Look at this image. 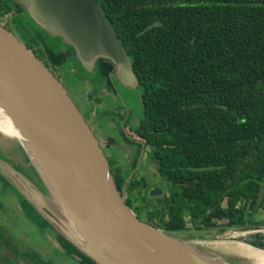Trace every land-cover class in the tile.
Masks as SVG:
<instances>
[{"label":"trees","instance_id":"trees-1","mask_svg":"<svg viewBox=\"0 0 264 264\" xmlns=\"http://www.w3.org/2000/svg\"><path fill=\"white\" fill-rule=\"evenodd\" d=\"M96 1L140 87L141 116L130 135L141 144L127 166L110 159L116 187L122 191L142 146L162 178V193L152 197L134 174L125 187L126 203L169 234L261 224L256 216L264 212V0ZM16 6L0 0V22L49 61L33 31L39 28ZM67 73L64 86L79 104L77 83ZM9 209L0 194V211ZM8 232L0 220V264H23L25 253ZM26 256L45 264L33 250Z\"/></svg>","mask_w":264,"mask_h":264},{"label":"water","instance_id":"water-1","mask_svg":"<svg viewBox=\"0 0 264 264\" xmlns=\"http://www.w3.org/2000/svg\"><path fill=\"white\" fill-rule=\"evenodd\" d=\"M12 2L39 28L33 31L49 61L69 63L73 79L86 83L90 93L114 94L115 82L123 89L139 86L96 0ZM53 71L0 22V121L8 115L22 135L14 136L30 171L9 156L0 132V182L30 209L37 227L53 230L52 243L61 252L80 264H264L262 248L252 246L263 259L231 263L198 248V234L181 238L140 219L126 203L125 187L135 170L119 191L96 126ZM161 193L158 187L149 191ZM248 225L259 224L239 226Z\"/></svg>","mask_w":264,"mask_h":264},{"label":"rangeland","instance_id":"rangeland-1","mask_svg":"<svg viewBox=\"0 0 264 264\" xmlns=\"http://www.w3.org/2000/svg\"><path fill=\"white\" fill-rule=\"evenodd\" d=\"M14 11L16 12L15 9ZM59 66L53 64V68L58 69ZM58 74L61 76L62 71L60 72L58 71ZM70 77L71 76L69 75V78ZM78 88L80 89V91L83 90V87H81L80 85H78ZM123 90L127 94L126 95L127 105H128L127 109L130 110L131 112L130 116L136 119L133 123L136 124L137 120H139L141 116V111H142L141 99H140V87L136 86L134 88H124ZM68 93L71 96V98H73L76 101V99L73 96V93L72 92H68ZM83 98L89 100L91 98L89 92L88 94L85 93ZM118 109L120 110L121 108L119 107ZM94 110L95 108L89 110L86 113L87 116L89 117V120L91 121V124L95 125L92 118V115H95ZM107 131H109L108 134L111 133L108 136H111V138L118 144L120 142L119 140L122 139V137L117 133V126L115 125L107 126ZM127 132H129L130 134H134V130L130 131L129 128H127ZM98 133L99 135H101L100 132ZM0 139L3 140L1 136ZM4 140H6L8 145L7 147L10 153L9 156H11V158L13 156L14 159L13 158L12 159L16 160L18 165L24 168V170L27 173H30L28 165L25 162V158L21 150H19L18 148V142L16 141L15 136L6 135V139ZM102 143H105V141H102ZM1 146L2 144H0V151L2 148ZM109 146L108 148H110ZM112 146L111 149L107 148L108 150L107 153L115 154L121 166H125L126 158H128L125 156L124 154L125 152L115 147L114 144H112ZM144 150L146 151V148H144ZM4 151L5 150H2V152ZM128 159H131V156ZM150 159H151L150 156L145 154H142L141 157L138 158L137 165L135 168V170L137 169L135 175L137 177L142 176L148 188H151L154 185L156 186L161 185L162 187V180H161L162 178L160 179L161 176L155 169ZM0 194L3 196L4 200L8 203L10 207L9 210H6L7 213H4V211L3 212L0 211V216H1L0 220L3 222V224L9 231L8 234L14 235L13 240L16 242L18 246L17 248H20L24 252L29 248L35 249V251H37L39 256L41 257L40 260H43V262L47 264H61V262L63 261L62 257L67 255L62 254L63 252H61L60 249L52 243L54 240L53 230L50 227L48 228L47 226H44V229H40L39 227H37L35 225V223L37 222L36 217L30 218V209L27 208L24 205V203H20L19 199L13 192H11L10 188L6 189L1 182H0ZM127 195L128 193L126 192V196ZM18 205L21 206V209H19ZM10 217L12 218V220ZM17 217H22L24 219V221L27 223L26 224L22 220V223L26 225L25 227L23 226V224L19 223V221L16 219ZM256 218L262 221V223L257 226L248 225V226L240 227L239 225H234L233 227L230 226L231 228L218 226L219 228L216 227L214 229L207 230L206 232L194 233V234H198L199 236L196 238H203L200 239V242L198 241V243L195 245H197V247L203 250L205 253L208 254L212 253L214 255H219L220 257H223L226 261H229L231 263L238 261H242L246 263L254 262L255 257L253 253L256 250L252 246L264 249V212L257 215ZM188 234H190V232L175 234V236L181 238H191L192 236ZM45 239L47 240V242L49 240H51L52 242L50 241L51 245L49 246L47 245L46 247L44 246L43 248L39 245L40 244L44 245L43 243L44 241H46ZM51 246L53 249H51ZM20 258H21L20 261L23 262V264L24 263L33 264L32 262H30V260L26 259L27 258L26 256H21ZM24 258L25 260H23ZM67 259L70 260L69 258Z\"/></svg>","mask_w":264,"mask_h":264},{"label":"flooded vegetation","instance_id":"flooded-vegetation-1","mask_svg":"<svg viewBox=\"0 0 264 264\" xmlns=\"http://www.w3.org/2000/svg\"><path fill=\"white\" fill-rule=\"evenodd\" d=\"M14 10V9H13ZM6 18V17H5ZM47 60V59H46ZM45 60H43V62H44ZM47 66H48V68L52 71V72H54L53 71V65L51 64V62H49L48 60L47 61H45L44 62ZM63 65H68L67 63H65V64H62L61 66H59L58 67V69L57 68H55L56 69V71L58 72H60V69L59 68H65L66 66H63ZM67 71L69 72L70 71V65H69V68L67 67V69H66V71L65 70H62V74H61V77L59 78L60 79V81H62V83H63V85H65L66 83H64V81L66 82V80H67V75H68V73H67ZM69 81H70V79H69ZM71 81H72V78H71ZM116 83V87H117V92L116 93H114V94H110V96H102V99H101V102L100 103H98L97 105H95V110H94V114H95V116H96V118H97V120L99 121L98 123H97V127H96V131L97 132H100L101 133V135L102 136H104V137H102L101 135V143H102V141H105V143H102V145H103V151H104V153H105V156H106V158H107V160H108V162L110 161V159L112 158V157H115L116 158V156H115V154H112V153H107V148H108V146L110 147V148H108V149H111V146H112V144H114V146L115 147H117L118 149H121L123 152H125L124 154H125V156L126 157H128V158H130V156H131V159H128V158H126V164H125V166H127V165H129L130 163H132V161H133V156H134V154H135V152H136V150H137V145L138 144H141V141L140 140H138L137 138H135L134 136H132V135H130V133L129 132H127V128H129V129H134L135 127H137L138 126V123H139V120H137V122H136V124H133L134 123V121L136 120L135 118H133V117H131L130 115H131V112H130V110H128L127 109V97H126V92L123 90V88L117 83V82H115ZM81 87H83V88H85V85L84 84H81V83H78ZM67 90H68V92H70L69 91V89L67 88ZM74 100V99H73ZM74 102L76 103V105H77V107H78V109L81 111V113H83L84 112V110H82V105H81V103H77L75 100H74ZM109 105H111V106H114V108H108L107 106H109ZM116 107H120L121 109L120 110H117L116 109ZM105 109H107V110H111V112H107L106 113V111H105ZM140 119V118H139ZM110 125H115V126H117V133L122 137V139H120L119 141V143L117 144L116 142H112V143H108V141H110L109 139H107V137H111V136H108V135H110V134H108V132L109 131H107V126H110ZM112 134H113V132H112ZM128 138V139H127ZM112 140V139H111ZM143 145V144H142ZM112 148H113V146H112ZM126 148H128L129 150H131L130 152H128V151H126L125 149ZM142 154H145V155H147V152L144 150V146H142V148H141V150H140V153H139V156H138V158H140L141 157V155ZM116 160H117V158H116ZM118 161V160H117ZM138 161V160H137ZM150 161L152 162V164H153V161L150 159ZM119 162V161H118ZM120 163V162H119ZM136 165H137V162H136ZM110 166V165H109ZM135 168H136V166L134 167V169L133 170H135ZM156 169V168H155ZM110 170H111V167H110ZM132 170V171H133ZM137 170V169H136ZM136 170H135V172H136ZM131 171V172H132ZM140 171V170H139ZM112 172V171H111ZM135 172H134V174H135ZM139 178H142V176L141 177H139ZM161 179V178H160ZM162 180V179H161ZM155 187H158V188H160L161 189V191H163V185H162V187H161V185H159V186H156V185H154V186H152L151 188H148V192L151 190V189H153V188H155ZM145 190H143L142 192H144ZM128 196V195H127ZM159 196V195H158ZM153 197V196H152ZM155 197V196H154ZM127 198V197H126ZM137 203L136 202H134L133 203V205H136ZM262 213V212H261ZM14 216V215H13ZM18 221H19V223L20 224H23L22 223V220L24 221V219L22 218V217H17L16 218ZM25 222V221H24ZM26 223V222H25ZM27 224V223H26ZM23 226L25 227L26 225H24L23 224ZM215 228V227H214ZM214 228H208V230H210V229H214ZM194 230V231H193ZM44 231V230H43ZM188 231H190V232H192V233H198V232H196L195 231V227H192V228H190ZM188 231H184V232H188ZM206 231H207V229H206ZM206 231H204V232H206ZM184 232H178V233H176V234H180V233H184ZM43 233V232H42ZM175 233V232H174ZM188 235H191V234H188ZM46 240V239H45ZM51 240H49L48 242H47V240L46 241H44V245H39V246H41V247H43L44 248V246L46 247L47 245L49 246V245H51V242H50ZM32 248H34V247H32ZM51 249H53L52 248V246H51ZM28 250H33L36 254H37V256H38V258H39V260H40V256H39V254H38V252L37 251H35V249H27L26 251H28ZM26 251L24 252L25 254V256H26ZM55 252V251H54ZM56 253V252H55ZM62 254H64V253H62ZM65 255V254H64ZM27 257V256H26ZM67 256H63L62 258H63V261L61 262V264H80L79 262H77L76 260H74V259H72V258H70V257H67V258H69L70 260H68L67 258H66ZM26 259H28V260H30V262H32L33 264H39V262H37V261H35V260H33V259H31L30 257H27ZM40 261H42L43 262V260H40ZM43 263H45V262H43ZM45 264H47V263H45Z\"/></svg>","mask_w":264,"mask_h":264},{"label":"crops","instance_id":"crops-1","mask_svg":"<svg viewBox=\"0 0 264 264\" xmlns=\"http://www.w3.org/2000/svg\"><path fill=\"white\" fill-rule=\"evenodd\" d=\"M50 62V61H49ZM52 64V63H51ZM65 64V63H64ZM69 64V63H68ZM59 66V65H58ZM70 72H71V67H70ZM71 77H72V75H71ZM72 82L73 83H77L76 84V88L78 89H76L77 90V92H76V98L78 99V101H79V103H81V107L84 109V112H85V114L87 115V113L86 112H88L89 110H92L93 108H95V105H97L98 103H100L101 102V99H102V96H105V95H107V96H110V94H93V93H90L89 92V90H88V88H87V84L86 83H84V82H79V81H77L76 79H73V77H72ZM78 83H81V84H84L85 85V89L83 88V91H80V89L78 88ZM89 92V94H90V96H91V98L88 100V99H86V98H83V96L85 95V93H87L88 94V92ZM114 93H116V92H114ZM108 108H114V106H111V105H109V106H107ZM119 107H116V109L117 110H119L118 109ZM107 109H105V111H106ZM88 117V116H87ZM92 118H93V122L95 123V125H96V127H97V123L99 122L98 120H97V118H96V116L95 115H92ZM88 119H89V117H88ZM91 122V121H90Z\"/></svg>","mask_w":264,"mask_h":264},{"label":"bare ground","instance_id":"bare-ground-1","mask_svg":"<svg viewBox=\"0 0 264 264\" xmlns=\"http://www.w3.org/2000/svg\"><path fill=\"white\" fill-rule=\"evenodd\" d=\"M7 117L9 118L8 115H7ZM8 118L6 119V121H0V132L4 133L6 135H16L17 137L19 135L22 136L20 134V132L18 134L17 130H15V127L13 126V124L11 122V119L10 118L8 119ZM253 255H254L255 259H258V260L263 259V258H261L263 256L262 253L257 251V250L254 251Z\"/></svg>","mask_w":264,"mask_h":264}]
</instances>
